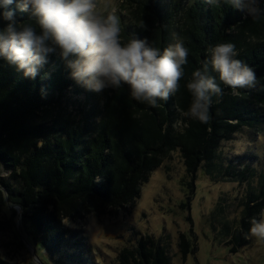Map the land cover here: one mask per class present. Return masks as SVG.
Returning <instances> with one entry per match:
<instances>
[{
	"label": "trees",
	"instance_id": "1",
	"mask_svg": "<svg viewBox=\"0 0 264 264\" xmlns=\"http://www.w3.org/2000/svg\"><path fill=\"white\" fill-rule=\"evenodd\" d=\"M120 1L133 20L122 28L125 40L146 38L163 50L179 35L189 49L180 90L156 107L134 100L126 85L100 94L86 91L69 77L60 57L48 58L34 79L0 58V164L10 170L9 176L0 177V206L16 214L17 205L36 249L49 255L69 238L77 241L62 220L111 216L128 208L140 185L172 151H179L191 174L202 167L213 176L223 168L222 141L242 129H264V14L254 20L228 4L191 0L175 25L172 15L182 0L172 5L163 0ZM259 6L264 9V0ZM16 18L23 22L29 16L17 10ZM6 24L0 19V29ZM224 42L233 43L236 58L254 69L256 85L233 91L221 84L224 94L212 97L208 121L189 119L184 112L191 97L184 85L193 71L203 70L206 50ZM207 74L220 83L210 67ZM82 94L83 98L71 100ZM223 171L225 177L237 180L247 168L239 171L229 164ZM240 205L234 226L219 202L205 216L214 239L231 251L249 242L250 221L259 219L264 209V186L258 193L248 192ZM163 236L139 234L119 251L118 264H171L169 237ZM177 247L183 257L196 250L182 233ZM0 264L14 263L0 256Z\"/></svg>",
	"mask_w": 264,
	"mask_h": 264
},
{
	"label": "clouds",
	"instance_id": "2",
	"mask_svg": "<svg viewBox=\"0 0 264 264\" xmlns=\"http://www.w3.org/2000/svg\"><path fill=\"white\" fill-rule=\"evenodd\" d=\"M207 2L228 4L254 20L264 14L260 0ZM17 10L29 19L18 21ZM0 19L7 22L0 29V58L26 78H36L58 50L69 77L86 91L100 94L126 85L134 100L152 107L174 96L185 79L189 49L182 37L174 35L163 50L146 38L124 40L116 9L101 0H0ZM206 52L203 70L193 71L184 85L191 97L184 115L201 123L209 119L212 97L224 94L221 84L235 91L257 82L254 69L236 58L233 43H217ZM209 67L220 83L207 74ZM9 175L0 164V177ZM249 235L264 241V218L251 219Z\"/></svg>",
	"mask_w": 264,
	"mask_h": 264
},
{
	"label": "rangeland",
	"instance_id": "3",
	"mask_svg": "<svg viewBox=\"0 0 264 264\" xmlns=\"http://www.w3.org/2000/svg\"><path fill=\"white\" fill-rule=\"evenodd\" d=\"M163 1L172 5L179 0ZM190 1H181L182 7L172 15V23L179 25L182 8ZM101 3L116 9L121 29L133 24L132 15L120 0H101ZM51 56L60 57L58 50L48 58ZM75 97L81 99L83 94L72 96L71 100ZM179 124L180 121L178 127ZM219 155L223 168L221 173L216 171L211 176L202 167L191 174L179 151H172L140 185L138 196L128 208L111 216L89 214L79 220H62L68 234L75 241L78 238L75 244L69 238L53 255L36 249L17 205H14L16 214L2 205L0 256L14 264H118L119 251L132 245L139 234L148 233L169 237L171 264H264V241L250 236L246 245L231 251L225 243L214 239V232L205 222V216L219 202L229 224L234 226L242 209L241 200L248 192L258 193L264 186V129L260 132L242 129L233 134L231 139L220 143ZM229 164L247 171L242 178L231 180L222 175ZM181 233L189 239L192 248L196 247L184 257L177 247Z\"/></svg>",
	"mask_w": 264,
	"mask_h": 264
},
{
	"label": "water",
	"instance_id": "4",
	"mask_svg": "<svg viewBox=\"0 0 264 264\" xmlns=\"http://www.w3.org/2000/svg\"><path fill=\"white\" fill-rule=\"evenodd\" d=\"M18 214H20V212H18ZM41 264V263H40Z\"/></svg>",
	"mask_w": 264,
	"mask_h": 264
}]
</instances>
